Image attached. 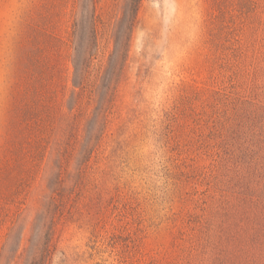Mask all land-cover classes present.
I'll return each mask as SVG.
<instances>
[{"label":"rangeland","instance_id":"374dc122","mask_svg":"<svg viewBox=\"0 0 264 264\" xmlns=\"http://www.w3.org/2000/svg\"><path fill=\"white\" fill-rule=\"evenodd\" d=\"M46 3L0 0L1 204L17 190L19 199L29 193L27 204L48 192L45 160L13 153L7 142L18 66ZM236 79L251 86L253 118L236 140L243 163L221 183L210 167L193 172L194 188L182 172L191 171L188 158L208 133L203 119L230 113L217 102L212 114L195 88L228 91ZM108 129L103 154L56 224L47 264H264V0H142ZM67 170L75 171L73 161ZM33 210L21 225V248L31 243ZM8 225L0 224V251L15 247L6 242Z\"/></svg>","mask_w":264,"mask_h":264},{"label":"trees","instance_id":"16d2710c","mask_svg":"<svg viewBox=\"0 0 264 264\" xmlns=\"http://www.w3.org/2000/svg\"><path fill=\"white\" fill-rule=\"evenodd\" d=\"M141 2L47 0L44 21L31 26L18 66L15 118L7 142L13 153L27 150L40 157L41 163L45 160L41 171L49 169L50 177L48 192L30 204L26 200L29 193L18 198L22 190L14 192L17 196L10 204L0 203V224L9 222L6 242L15 244H3L0 264H47L50 259L56 224L64 215L66 202L79 188L86 169L103 154ZM66 15L70 22L64 33L61 24ZM211 83L215 84L216 78ZM246 83L236 79L228 91L216 86L195 88L198 95L207 94L203 102L214 110L212 114L217 102L230 113L222 120L212 115L203 119L208 133L199 135L195 156L188 158L191 171L182 172L192 187L197 184L193 172L210 167L221 183L226 170L232 166L238 169L243 163L236 140L241 139L244 121L253 118L248 111L251 86L247 89ZM171 113L168 109L163 115L171 119ZM70 161L73 173L67 170ZM183 161L185 165L186 159ZM25 184L21 178L19 186ZM32 210L31 243L21 248V225L26 212Z\"/></svg>","mask_w":264,"mask_h":264}]
</instances>
